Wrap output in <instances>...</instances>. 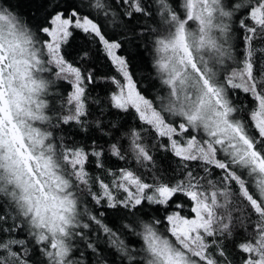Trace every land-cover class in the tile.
<instances>
[{
    "label": "snow or ice",
    "instance_id": "6c2138e0",
    "mask_svg": "<svg viewBox=\"0 0 264 264\" xmlns=\"http://www.w3.org/2000/svg\"><path fill=\"white\" fill-rule=\"evenodd\" d=\"M0 264H264V0H0Z\"/></svg>",
    "mask_w": 264,
    "mask_h": 264
}]
</instances>
